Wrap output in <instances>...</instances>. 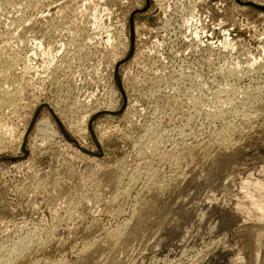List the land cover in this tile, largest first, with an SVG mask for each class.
<instances>
[{
    "label": "rangeland",
    "instance_id": "374dc122",
    "mask_svg": "<svg viewBox=\"0 0 264 264\" xmlns=\"http://www.w3.org/2000/svg\"><path fill=\"white\" fill-rule=\"evenodd\" d=\"M0 96V264H264V0H0Z\"/></svg>",
    "mask_w": 264,
    "mask_h": 264
},
{
    "label": "bare ground",
    "instance_id": "6f19581e",
    "mask_svg": "<svg viewBox=\"0 0 264 264\" xmlns=\"http://www.w3.org/2000/svg\"><path fill=\"white\" fill-rule=\"evenodd\" d=\"M7 90V89H6ZM3 94V93H2ZM254 96V95H253ZM253 96H252V98H253ZM1 97V96H0ZM247 98V97H246ZM2 99V98H1ZM0 99V100H1ZM2 101V100H1ZM4 101H6V102H8V100H4ZM5 102V103H6ZM254 99H249L248 98V100L244 103L245 104V106H244V109H246V108H248V107H251V106H253V104H254ZM238 103H239V101H238ZM0 105H1V103H0ZM233 105V104H232ZM230 106V105H229ZM181 108V107H180ZM242 113V112H241ZM254 114V113H253ZM249 118V117H248ZM192 119V118H191ZM190 121V120H189ZM39 122V121H38ZM43 122H45V121H42V124H45V126L44 125H42L43 126V130H44V133H45V130L47 129H50L51 128V125H50V123H48V122H45V123H43ZM41 122H39V123H37L36 124V128L38 127L39 129H42L41 127H39L41 124H40ZM46 130V131H47ZM43 133V132H42ZM154 135V134H153ZM23 137V136H22ZM184 138V137H183ZM145 139V138H144ZM155 139V138H154ZM148 140V139H147ZM154 147V146H153ZM157 148V147H156ZM150 178V177H149ZM136 181V180H135ZM132 184V183H131ZM36 229V228H35ZM30 235V234H29ZM21 247V249H19V250H25V247H22V246H20ZM28 248V247H27ZM22 252V251H21ZM20 254V252H18V249H17V252H14V254H12L10 257H8V259H6V260H4V262L5 263H8V262H10V260H11V258L13 259V257H17L18 255ZM5 256V255H4ZM8 256H9V254H8ZM7 257V256H6ZM2 258V257H1ZM4 258V257H3ZM1 262V261H0Z\"/></svg>",
    "mask_w": 264,
    "mask_h": 264
}]
</instances>
